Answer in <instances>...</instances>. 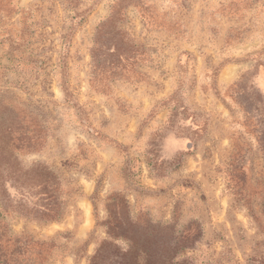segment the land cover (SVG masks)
I'll return each mask as SVG.
<instances>
[{
    "label": "rangeland",
    "instance_id": "rangeland-1",
    "mask_svg": "<svg viewBox=\"0 0 264 264\" xmlns=\"http://www.w3.org/2000/svg\"><path fill=\"white\" fill-rule=\"evenodd\" d=\"M132 236L264 264V0H0V264Z\"/></svg>",
    "mask_w": 264,
    "mask_h": 264
},
{
    "label": "trees",
    "instance_id": "trees-1",
    "mask_svg": "<svg viewBox=\"0 0 264 264\" xmlns=\"http://www.w3.org/2000/svg\"><path fill=\"white\" fill-rule=\"evenodd\" d=\"M41 190H44L43 192L40 191L41 194L46 198H48L47 191H45L44 188H42ZM127 239L131 242V245L129 246V248L126 249H122L116 246H113L112 249V243L108 241H104L103 243H101L98 249L96 250L95 254L92 256L90 264H96L97 260L100 259V261H104L105 259L108 258H111L110 261L113 262L112 264H138V259L140 258H142L144 264H156L155 261H157V259H159L160 257L157 255L156 250L151 251V249H147V247L145 249L144 247V249L140 251L143 253L144 257H140L141 254L138 251L139 239L133 236L128 237ZM147 239L150 240L149 238ZM141 246L143 245L141 244ZM168 264H172V263L168 262Z\"/></svg>",
    "mask_w": 264,
    "mask_h": 264
}]
</instances>
